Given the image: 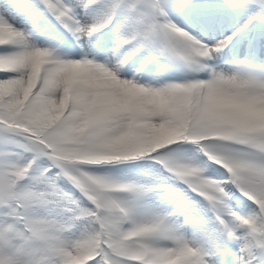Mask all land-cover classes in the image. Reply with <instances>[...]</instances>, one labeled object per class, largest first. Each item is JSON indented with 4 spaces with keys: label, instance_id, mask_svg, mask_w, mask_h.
<instances>
[{
    "label": "snow or ice",
    "instance_id": "snow-or-ice-1",
    "mask_svg": "<svg viewBox=\"0 0 264 264\" xmlns=\"http://www.w3.org/2000/svg\"><path fill=\"white\" fill-rule=\"evenodd\" d=\"M0 264H264V0H0Z\"/></svg>",
    "mask_w": 264,
    "mask_h": 264
}]
</instances>
